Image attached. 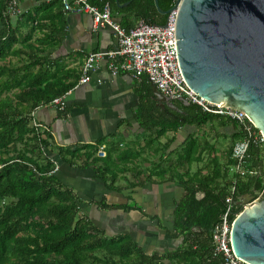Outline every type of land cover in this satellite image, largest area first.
<instances>
[{"label": "trees", "instance_id": "trees-1", "mask_svg": "<svg viewBox=\"0 0 264 264\" xmlns=\"http://www.w3.org/2000/svg\"><path fill=\"white\" fill-rule=\"evenodd\" d=\"M9 1L0 0V63L22 50H14L19 40L6 14ZM109 1L120 9L116 0ZM129 1L120 0L121 4ZM174 2L159 0L160 9L166 11ZM120 10L133 12L137 19L147 23L164 24L167 20L155 0H132ZM25 41L23 48L30 52L29 60L36 59L39 64L32 61L25 68L0 64V264H222L213 254L215 226L234 187L235 204L249 195L264 196V142L251 144L248 151V165L258 173L241 177L234 172L233 148L243 134L234 120L204 112L196 104L186 105L184 100L182 113L173 117L169 114L161 118L144 107L141 115L151 116L150 126L159 128L157 137L187 125L202 127L213 121L232 123L235 129L224 159L216 155V145L193 135L181 151L179 165L159 172L178 181L186 192L176 205L172 226L167 229L174 239L183 237V243L165 253L147 254L130 236H108L82 215L73 190L52 173L55 164L45 153L52 148L64 157L68 149L55 148L50 136L47 139L37 132L31 124V113L42 103H51L64 95L72 86H65L56 78L55 72L46 68L49 61H41L34 54L36 46L30 44V39ZM37 65L41 67L32 73V66ZM15 89L20 90L21 107L13 100L11 93ZM6 93L9 94L5 96ZM193 164L198 165L197 170L192 169ZM180 167L185 172H180ZM100 175L109 189H119V173L103 171ZM102 206L116 207L107 203ZM240 208L238 205L237 210Z\"/></svg>", "mask_w": 264, "mask_h": 264}, {"label": "crops", "instance_id": "crops-1", "mask_svg": "<svg viewBox=\"0 0 264 264\" xmlns=\"http://www.w3.org/2000/svg\"><path fill=\"white\" fill-rule=\"evenodd\" d=\"M11 1L6 14L19 40L14 50H22L0 64L15 68H25L32 61L39 64L36 59L29 60L30 52L23 48L25 40L30 39V44L36 46L34 54L41 61H49L46 68L55 72V77L65 86H72L67 93L56 97L65 99V109L53 104L54 98L51 103H42L33 110L31 116L34 112L36 120L49 128L38 132L44 138L50 136L55 148L68 149L64 157L52 148L45 155L59 167L58 179L75 193L80 213L108 236H130L147 254L165 253L179 247L183 237L174 239L167 229L172 226L176 205L186 192L178 181L159 174L168 171L171 165H179L181 151L193 135L216 145L219 150L216 155L224 159L228 149L222 147L220 140H229L231 144L235 133L232 123L213 121L202 127L187 125L157 137L159 128L150 126L152 118L142 117V109L148 107L149 113L154 110L161 118L169 114L173 117L183 111L181 100H172L176 108L158 100L156 85L147 76L113 74L107 60L101 62L89 82H81L83 64L90 53L117 48L118 37L110 26L96 29L91 14L69 12L62 0H17L21 12L15 15L8 12ZM107 2L112 6L114 20L127 30L146 22L137 19L133 12L121 11L117 0L120 9L114 8L109 0L92 3L103 7ZM40 67L32 66L31 72L36 73ZM13 91V100L19 107L20 90ZM99 146L106 150L105 157L98 156ZM75 149L78 151L74 154ZM93 150H96L94 155ZM192 169L197 170L198 165L193 164ZM103 171L119 173L116 178L119 189H109L101 179ZM179 171L185 172V168L180 167ZM103 203L116 207L107 208ZM127 206L133 209L128 210Z\"/></svg>", "mask_w": 264, "mask_h": 264}, {"label": "water", "instance_id": "water-1", "mask_svg": "<svg viewBox=\"0 0 264 264\" xmlns=\"http://www.w3.org/2000/svg\"><path fill=\"white\" fill-rule=\"evenodd\" d=\"M155 4L165 15L179 8V62L189 86L207 101L246 112L264 136V0H177L166 11ZM243 200L232 247L249 264H264V196Z\"/></svg>", "mask_w": 264, "mask_h": 264}, {"label": "built area", "instance_id": "built-area-1", "mask_svg": "<svg viewBox=\"0 0 264 264\" xmlns=\"http://www.w3.org/2000/svg\"><path fill=\"white\" fill-rule=\"evenodd\" d=\"M65 10L69 12H86L92 15L95 28L110 26L118 37L119 44L116 49L90 53L83 64V77L81 82L86 83L92 79V74L104 60L113 74L130 73L136 78L147 76L156 85L158 90L171 100H186L196 104L204 112L225 116L234 120L243 136L233 148V158L236 161L234 172L241 177L256 175V170H251L248 165V151L251 144L264 142L262 132L254 125L248 114L233 107L223 106L207 101L193 90L187 83L179 62L177 22L179 8L173 9L167 14L164 24L140 22L127 30L112 16V6L109 2L99 7L91 0H62ZM176 4V1L172 6ZM17 0H12L8 12L12 15L21 12ZM62 109L66 107V101L62 98L53 100ZM34 116V112L33 115ZM32 126L37 130L49 131L47 126L38 122L34 116ZM43 126V127H42ZM45 127V128H44ZM98 156L105 157L106 150L99 146ZM55 166L52 173L58 171ZM235 187L233 188V193ZM233 193L226 198V205L213 233V252L221 257L222 264H249L234 252L232 247V226L236 217L240 214L237 206L244 204V200L234 203ZM237 205V206H236Z\"/></svg>", "mask_w": 264, "mask_h": 264}, {"label": "rangeland", "instance_id": "rangeland-1", "mask_svg": "<svg viewBox=\"0 0 264 264\" xmlns=\"http://www.w3.org/2000/svg\"><path fill=\"white\" fill-rule=\"evenodd\" d=\"M209 130V127H207V129H206V131H208ZM229 140L228 141H226L225 139H221L220 140V144L222 145V147H224V148H226V149H228V147H229ZM22 147V146H21ZM122 149L123 150H125L126 149V147H122ZM57 173V172H56ZM258 197H260V196H258Z\"/></svg>", "mask_w": 264, "mask_h": 264}, {"label": "flooded vegetation", "instance_id": "flooded-vegetation-1", "mask_svg": "<svg viewBox=\"0 0 264 264\" xmlns=\"http://www.w3.org/2000/svg\"><path fill=\"white\" fill-rule=\"evenodd\" d=\"M241 206H243V204H241Z\"/></svg>", "mask_w": 264, "mask_h": 264}]
</instances>
